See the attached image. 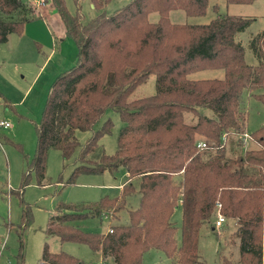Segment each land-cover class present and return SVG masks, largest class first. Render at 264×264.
I'll use <instances>...</instances> for the list:
<instances>
[{
  "label": "trees",
  "instance_id": "trees-1",
  "mask_svg": "<svg viewBox=\"0 0 264 264\" xmlns=\"http://www.w3.org/2000/svg\"><path fill=\"white\" fill-rule=\"evenodd\" d=\"M50 1L77 54L73 66L49 88L28 168L42 178L48 152L56 149L63 160L75 154L78 162L68 184L81 174L112 173L119 167L125 169L127 180L114 197L78 204L58 201L46 223V235L85 244L112 264H142L144 253L151 249L177 264H200V228L216 219L219 203L225 220L234 221L232 235L239 252L236 262L222 254L219 264H264V127L251 133L259 148H244L234 157L227 156L225 148L230 134L237 135L242 146L240 135L247 122L243 92L264 89V30L250 40L257 59L251 65L236 40L250 18L223 14L204 24L169 19L174 9L188 16L203 15L211 0H131L111 14L105 11L111 0H90L99 10L90 18L80 12V0H73L74 12L65 0ZM28 4L0 0V43L9 34H20L36 17ZM212 8L216 10L217 4ZM151 12L158 14L156 21L149 20ZM201 70H221L222 76L188 78ZM151 74L156 76V92L132 97ZM254 96L264 104V92ZM107 110L116 112L123 123L110 154L100 139L111 132L113 123L107 118L97 127ZM186 112L196 117L194 123L185 121ZM77 130L90 132L84 142L77 139ZM200 142L206 146L199 147ZM135 194L138 205L127 209V223L104 232L84 230L77 223L118 218L128 197ZM177 206L179 242L171 220ZM24 217L28 219L25 208L23 221ZM36 264L82 262L63 250L51 251L45 242Z\"/></svg>",
  "mask_w": 264,
  "mask_h": 264
},
{
  "label": "rangeland",
  "instance_id": "rangeland-1",
  "mask_svg": "<svg viewBox=\"0 0 264 264\" xmlns=\"http://www.w3.org/2000/svg\"><path fill=\"white\" fill-rule=\"evenodd\" d=\"M71 12L76 10L73 0H65ZM131 0H111L105 7L107 14ZM35 4L34 0H24ZM50 4L46 0L45 4ZM217 4L216 10L212 8ZM28 4V5H29ZM44 8H33V14L45 12ZM36 5V4H35ZM50 11H55L51 8ZM80 12L85 18L95 16L99 10L90 5V0H80ZM234 14L251 19L250 24L237 33L236 40L244 48L245 61L254 65L257 59L250 48V40L264 30V0L251 3H227L225 0H211L203 15L188 16L181 9L169 12L173 23L204 24L218 15ZM16 18V15H15ZM150 21H156L158 14L151 12ZM34 19V20H33ZM24 25L20 34H10L8 41L0 43V120L9 122L8 128L0 127V264H36L46 242L51 251L63 250L77 257L82 264H112L109 258L102 260L98 252L87 245L75 242H60L56 236H47L46 223L58 201L71 203H89L102 196L114 197L119 194L118 185L124 183L127 174L123 167L103 174H81L74 183L66 181L78 163L75 154L63 160L60 152L51 149L48 152L44 176L39 178L28 165L36 149V130L44 110L49 88L55 78L75 63L77 48L69 37L60 40L56 33L43 25L42 18L35 17ZM26 24V23H25ZM55 36V37H54ZM222 76L221 70H201L190 73L188 78L200 79ZM156 76L151 74L147 81L132 93V97L152 95L156 92ZM264 89L243 92V108L247 112L246 132L251 133L264 127V104L254 94L263 93ZM202 113L213 117L207 108ZM110 118L113 127L109 134L100 139V144L107 153L116 149V137L123 123L113 110H107L101 120ZM185 121L194 123L196 117L184 114ZM77 139L84 142L89 131L75 132ZM238 136L226 137L225 148L229 157L240 154L244 148H259L255 139H249L246 147L237 144ZM139 195L127 199V208L120 211L119 217L99 221L96 218L80 220L77 223L84 230L104 232L109 226L128 222L127 209L138 205ZM24 208L27 217L23 221ZM177 227V241L180 240L181 209L177 206L172 217ZM227 222V221H226ZM229 221L212 229V222L201 226L198 239L200 264H219L222 254L238 260V242L233 237ZM230 225V226H228ZM234 228V227H233ZM142 264H177L163 252L151 249L144 253Z\"/></svg>",
  "mask_w": 264,
  "mask_h": 264
},
{
  "label": "crops",
  "instance_id": "crops-1",
  "mask_svg": "<svg viewBox=\"0 0 264 264\" xmlns=\"http://www.w3.org/2000/svg\"><path fill=\"white\" fill-rule=\"evenodd\" d=\"M48 5V7H47V9H46V11L45 12H38L37 14H34L36 17H39V18H42V23H43V25L45 26V24H46V27L48 28V30H51V31H53L54 33H56V35H57V37H55V38H59L60 40H63L64 39V37H67L66 35H65V30H64V27H63V24H62V21H61V19H60V17H59V15L57 14V12L56 11H50L51 10V8H54L53 7V5H52V3H50V4H48V3H46L45 4V6H47ZM91 6H92V4H90ZM32 7L33 8H39V10L40 9H42V8H44V5H42V6H37V5H35V4H33L32 5ZM34 10V9H33ZM34 20V19H33ZM29 21H32V20H29ZM29 21H27L26 22V24L25 25H27L28 23H29ZM28 26V25H27ZM9 37H10V34H9V36H8V38H7V41H8V39H9ZM6 42V41H5ZM10 126V125H9ZM8 126V127H9ZM7 127V128H8ZM256 142V141H255ZM257 143V142H256ZM258 144V143H257ZM106 173V172H105ZM103 174V173H102ZM127 180V179H126ZM123 184V183H122ZM122 184H120V185H118V188L120 189V187H121V185ZM215 221V220H214ZM214 221L212 222V224H213V227H212V229H214L216 226H214ZM227 221V222H226ZM229 221H231L232 223H230V224H233L232 226H231V228H232V230H234V221L233 220H225L223 223H228ZM223 223H221V225L223 224ZM220 225V226H221ZM220 226H218V227H220ZM228 226H230V225H228ZM110 227V226H109ZM108 227V228H109ZM108 228H107V230H108ZM106 230V231H107ZM46 242V241H45ZM50 246V245H49ZM42 251V250H41ZM41 255V254H40ZM99 255H100V258L102 259V260H104V258H103V256L99 253Z\"/></svg>",
  "mask_w": 264,
  "mask_h": 264
},
{
  "label": "built area",
  "instance_id": "built-area-1",
  "mask_svg": "<svg viewBox=\"0 0 264 264\" xmlns=\"http://www.w3.org/2000/svg\"><path fill=\"white\" fill-rule=\"evenodd\" d=\"M46 2V0H34V3L37 5V6H42L44 5ZM9 122L7 121H3V120H0V127L2 128H7L9 126ZM240 138H241V141H242V146L246 147L247 145V141L249 139H252V137L247 133V132H244L242 135H240ZM198 146L199 147H205V143L204 142H200L198 143ZM220 209V204L217 203L216 204V211H217V216H216V219L214 221V226L218 227L221 225V223H223L225 221V217L224 215L219 211ZM111 230V229H110Z\"/></svg>",
  "mask_w": 264,
  "mask_h": 264
}]
</instances>
